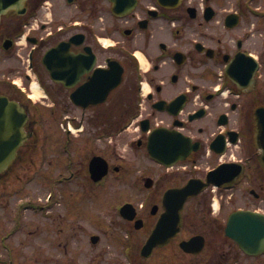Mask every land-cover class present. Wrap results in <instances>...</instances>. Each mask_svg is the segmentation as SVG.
I'll return each mask as SVG.
<instances>
[{"label":"flooded vegetation","instance_id":"af4514ba","mask_svg":"<svg viewBox=\"0 0 264 264\" xmlns=\"http://www.w3.org/2000/svg\"><path fill=\"white\" fill-rule=\"evenodd\" d=\"M1 5L0 94L17 100L28 118L26 140L0 171V264H17L16 257L26 255L21 242L33 233L20 232L26 221L11 209L32 210L33 189L49 187L58 191L60 238L66 220L75 228L91 215L110 221L127 264H236L238 251L220 252L233 243L223 232L226 218L185 212L211 208L213 199L219 210H264V163L255 144L259 109L264 113V0ZM59 43L67 49L49 53ZM115 61L122 68L119 85L102 101H91L103 94ZM66 126L76 131L73 142ZM55 150L54 168L48 155ZM73 150L81 156L74 163ZM95 155L107 166L97 181L89 168ZM42 156L50 168L40 166ZM209 175L215 181L187 197L180 230L142 256L164 210V193L193 179L207 182ZM29 184L25 196L11 203L14 190ZM97 188L107 193L98 197ZM112 191L130 196L111 208ZM195 234L203 236L204 248L184 251L180 242ZM245 256L264 264V252Z\"/></svg>","mask_w":264,"mask_h":264},{"label":"rangeland","instance_id":"374dc122","mask_svg":"<svg viewBox=\"0 0 264 264\" xmlns=\"http://www.w3.org/2000/svg\"><path fill=\"white\" fill-rule=\"evenodd\" d=\"M71 136L73 137L76 134V131H71ZM115 135V134H114ZM55 136H57V140H60L62 137V132L56 130ZM74 141V137L72 138V142ZM73 145V143H71ZM57 150L50 153L48 156H53L54 158V168L56 167L59 160L55 158ZM72 161L77 162L79 160L80 153L76 150L72 152ZM48 156H42L39 159H44L41 161V167L43 168H50L51 166L46 165V158ZM66 158V157H65ZM39 159L37 161H39ZM66 161H68L66 159ZM28 189H31L29 184L28 188L23 186H18L13 193V199L11 201H19V198L24 197L25 193H27ZM44 192L40 190L33 189L32 192V199L33 202L38 203L41 202L43 204L46 203H53L52 206H46L43 210L38 208H32L33 210H24L23 208H13V204L11 205V211H13L14 215L19 212V217L22 216L26 221V225L24 229L20 232H24L27 228L28 230H32V234L30 233L27 239H24L20 247L26 253L25 256H17V264H70L71 262L75 261L80 264H127L124 256L121 253L122 243L114 236L110 234V230L112 229V225L110 221L107 219L101 220V223L98 222V219H93L91 215H89L86 219V224L76 225L75 228H72L70 224V220H66L64 224V236L59 237L57 227H58V208L59 205L57 204L58 198V191L55 187L54 191L50 190L46 192L47 188H42ZM51 187L48 188V190ZM107 193V189L104 188H97L96 194L98 197ZM52 195L51 199H47V195ZM130 194L126 192H115L112 191L109 196L110 202H117L122 198L129 197ZM38 197L40 198L38 200ZM95 199V198H94ZM49 200V201H48ZM98 202L97 199H95ZM21 202V200H20ZM109 203V202H108ZM17 206V205H16ZM114 205L111 206V208ZM3 210V209H1ZM48 211L46 217L42 215L41 211ZM229 208L220 209L219 213H213L211 208H204L198 211L196 208L187 209L185 215L190 217H210L214 214L219 215L220 217H226ZM71 211V210H70ZM264 211V210H260ZM91 213V212H90ZM55 217V219L51 220V217ZM49 217V218H47ZM95 218V217H94ZM32 219V220H31ZM39 219V220H38ZM67 219V218H66ZM31 220V221H30ZM208 222H212L211 219L207 220ZM80 222V221H79ZM90 223V225H89ZM100 223V224H99ZM40 224L41 230L36 229L37 225ZM76 230L77 235H72V233ZM19 232V233H20ZM98 234L99 240L96 244H92L89 240L90 234ZM25 235V236H26ZM20 239H17L19 241ZM228 242V241H227ZM229 243V242H228ZM230 244V243H229ZM234 251L236 252L237 249L234 246L230 247L225 243L222 246L220 252L225 251ZM154 255V254H153ZM4 252H2L1 258H5ZM38 256V258L36 257ZM212 257V256H211ZM213 262L214 258L212 257ZM24 260L22 263L21 261ZM236 264H255V261L246 257L243 254L238 252V256L234 258ZM13 264L15 260L12 261ZM258 263V262H257Z\"/></svg>","mask_w":264,"mask_h":264},{"label":"water","instance_id":"95a60500","mask_svg":"<svg viewBox=\"0 0 264 264\" xmlns=\"http://www.w3.org/2000/svg\"><path fill=\"white\" fill-rule=\"evenodd\" d=\"M1 1L2 8H4L14 0ZM118 81L119 77L114 80L112 85H116ZM25 118L26 113L24 109L16 101L4 95H0V169L9 163V159L3 157V150L1 148L9 144L12 151H14L15 147H18L24 139L22 126ZM259 121L261 122V131L258 140L262 148V159H264V113H261ZM93 161L94 159L91 161V166ZM103 171L104 170L95 176V178L100 177L104 173ZM195 184L196 183L189 182L182 188L172 189L165 193L164 201L166 211L162 214L156 227L149 236L145 248L149 249L157 243H163L178 230L181 220L180 210L184 200L188 195L196 193L201 188V185L196 187ZM168 226L171 227V229L163 231V227ZM225 233L236 240L244 252L248 254L258 253L264 250V214L251 210H236L228 217ZM91 239L95 242L98 237L92 236ZM196 239L197 236L188 241H183L181 245L187 250L194 252L199 251L202 247L201 244L194 248H192L191 245Z\"/></svg>","mask_w":264,"mask_h":264},{"label":"bare ground","instance_id":"6f19581e","mask_svg":"<svg viewBox=\"0 0 264 264\" xmlns=\"http://www.w3.org/2000/svg\"><path fill=\"white\" fill-rule=\"evenodd\" d=\"M33 94H34V96H36V97L39 96V92H37L36 90H33Z\"/></svg>","mask_w":264,"mask_h":264}]
</instances>
